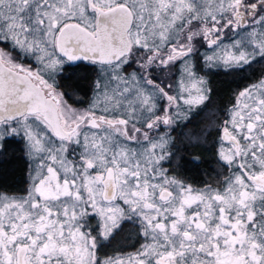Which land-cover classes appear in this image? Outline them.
<instances>
[{"label":"snow or ice","instance_id":"1","mask_svg":"<svg viewBox=\"0 0 264 264\" xmlns=\"http://www.w3.org/2000/svg\"><path fill=\"white\" fill-rule=\"evenodd\" d=\"M198 56L264 64V0H0V153L19 137L33 162L0 190V264H264V78L220 125L222 188L169 172L167 130L211 91ZM80 61L85 109L57 81ZM129 224L136 250L105 251Z\"/></svg>","mask_w":264,"mask_h":264},{"label":"flooded vegetation","instance_id":"2","mask_svg":"<svg viewBox=\"0 0 264 264\" xmlns=\"http://www.w3.org/2000/svg\"><path fill=\"white\" fill-rule=\"evenodd\" d=\"M205 47L200 48L201 54L207 52ZM197 68L200 67V72L204 71V66L201 63L199 56L196 59ZM69 67V71L62 76L57 77L60 89L65 93V99L68 100L76 108H87L92 98L96 95L94 83L101 79L99 66L90 64L88 61L77 62ZM218 69H207L205 78L208 81V87L211 89L209 98L203 104L199 105L190 113V116L177 122L175 126L167 130V135L173 138V153L174 159L169 166V172L174 173L178 178L186 183L196 186V182L200 180V171L197 168L199 159L198 156L190 155L192 148L203 146L200 135L206 136L205 146L213 149L215 165L219 161L218 150L220 145V121L225 118V113L234 103L236 94L247 87L251 83L256 82L260 78H264V64L255 63L247 71L230 70L232 74L238 75V81H234L235 88L231 91L229 100L227 99L224 105H219L215 101L216 81ZM70 77V79L68 78ZM99 112V109H97ZM164 126L161 127L160 135H165ZM189 137V139H188ZM227 146V145H225ZM195 161V162H193ZM12 162L17 164V170L21 171V177L16 180V184L12 187H0V190L11 193H23L28 187L29 174L31 172L32 160L27 155L26 144L22 139L10 138L5 144V148L0 153V164ZM193 163V165H191ZM195 164V165H194ZM187 166V168H186ZM199 171V172H198ZM215 177H218V169L214 168ZM232 171L229 170L227 176H230ZM225 180V179H224ZM222 181L221 183H223ZM120 238V234L117 236ZM111 246L106 248L109 254L114 249V244L110 241ZM120 252V251H117Z\"/></svg>","mask_w":264,"mask_h":264},{"label":"trees","instance_id":"3","mask_svg":"<svg viewBox=\"0 0 264 264\" xmlns=\"http://www.w3.org/2000/svg\"><path fill=\"white\" fill-rule=\"evenodd\" d=\"M237 79H239L238 75L232 74L230 70L223 68L217 70V75L214 79L216 81L214 96L218 106L221 104L224 105L227 99L229 100L231 91L235 88L234 84H237L234 81H238ZM200 138L203 146L192 148L190 153V155L195 154L199 159L197 168L201 176L200 180L195 183L196 186H205L208 183L214 184L218 179L220 184L222 181L225 182V180L220 177V173H218V177H215L213 172L214 168L219 170V166L218 162L215 165L214 151L205 146L206 144L204 145V143H207L205 135H200ZM191 165H193V163ZM17 166V164L12 162L0 164V187H12L16 184V180L21 177V171L17 170ZM136 238L131 228H124L123 231L120 232V238L116 236L115 240H112L114 244L113 247L116 251L134 252L138 247V240Z\"/></svg>","mask_w":264,"mask_h":264},{"label":"rangeland","instance_id":"4","mask_svg":"<svg viewBox=\"0 0 264 264\" xmlns=\"http://www.w3.org/2000/svg\"><path fill=\"white\" fill-rule=\"evenodd\" d=\"M208 49V48H207ZM207 52L208 53H210L211 52V50H207ZM198 69L200 70L201 68L200 67H198ZM204 69L205 70H207L208 68H206V67H204ZM203 71L202 70V72H200V74L201 75H204L205 74V72H207V71ZM190 116V114L187 116V117H189ZM223 121V120H222ZM222 121H220V123H222ZM16 139H19V137H16ZM188 139H189V137H188ZM225 147H227V146H225ZM218 166H219V170H218V173H220V177L222 178V179H225L226 178V175H227V173L229 172V169H228V167L226 166V165H224L223 164V162L219 159V161H218ZM225 183V182H224ZM224 183L222 184H220V182H219V179L217 180V181H215V183L213 184V183H208V184H206V185H212L213 187H215V188H222L223 186H224ZM205 185V186H206ZM205 186H194V187H196V188H203V187H205ZM126 228H131L132 229V231H133V233H134V236H136L137 238V240H139L140 238L136 235V232H137V228L135 227V226H133V225H131V224H129V226L128 227H126Z\"/></svg>","mask_w":264,"mask_h":264},{"label":"water","instance_id":"5","mask_svg":"<svg viewBox=\"0 0 264 264\" xmlns=\"http://www.w3.org/2000/svg\"><path fill=\"white\" fill-rule=\"evenodd\" d=\"M81 62V61H80Z\"/></svg>","mask_w":264,"mask_h":264}]
</instances>
